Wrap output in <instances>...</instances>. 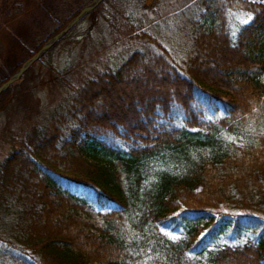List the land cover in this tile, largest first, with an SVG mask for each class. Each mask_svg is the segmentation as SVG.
<instances>
[{
    "label": "trees",
    "instance_id": "trees-1",
    "mask_svg": "<svg viewBox=\"0 0 264 264\" xmlns=\"http://www.w3.org/2000/svg\"><path fill=\"white\" fill-rule=\"evenodd\" d=\"M155 3L10 133L0 264H264V0Z\"/></svg>",
    "mask_w": 264,
    "mask_h": 264
},
{
    "label": "rangeland",
    "instance_id": "rangeland-1",
    "mask_svg": "<svg viewBox=\"0 0 264 264\" xmlns=\"http://www.w3.org/2000/svg\"><path fill=\"white\" fill-rule=\"evenodd\" d=\"M93 0H16L5 15L6 29L0 34V84L9 80L25 62ZM140 1L156 5L154 20H166L179 10L181 0H101L82 15L42 55L33 61L5 91L0 92V161L10 151V133L25 128L23 120L40 119L65 96L68 85H76L85 76L122 56L127 35L116 33L111 21L121 15L137 24L144 13ZM97 10H103L99 15ZM98 14V15H97ZM145 16V15H144ZM150 17V15H147ZM234 19L241 22L238 15ZM113 22V23H114ZM112 23V24H113ZM172 22L166 23L172 25ZM1 85V86H2ZM0 86V87H1ZM5 230L0 224V246Z\"/></svg>",
    "mask_w": 264,
    "mask_h": 264
},
{
    "label": "water",
    "instance_id": "water-1",
    "mask_svg": "<svg viewBox=\"0 0 264 264\" xmlns=\"http://www.w3.org/2000/svg\"><path fill=\"white\" fill-rule=\"evenodd\" d=\"M99 1L101 0H93L91 2L90 5L86 6L85 8L82 9L81 13L76 17L74 18L73 20H71L69 22V24L63 29V31L58 34L56 37L52 38L47 44H45L41 50H39L34 56H32L27 62L24 63V65L17 71L15 72L11 78L5 82L1 87H0V92H2L3 90H5L9 84H11L14 80H16L23 72L24 70L33 62L35 61L38 57L41 56V54L48 48L52 45V43L58 39L60 36L63 35V33H65L75 22L78 21V19L84 15L85 13H87L91 8H93Z\"/></svg>",
    "mask_w": 264,
    "mask_h": 264
},
{
    "label": "flooded vegetation",
    "instance_id": "flooded-vegetation-1",
    "mask_svg": "<svg viewBox=\"0 0 264 264\" xmlns=\"http://www.w3.org/2000/svg\"><path fill=\"white\" fill-rule=\"evenodd\" d=\"M7 81H8V80H7ZM7 81H6V82H7ZM4 83H5V82H4ZM4 83H3V84H4ZM1 85H2V84H0V86H1ZM4 91H5V90H4Z\"/></svg>",
    "mask_w": 264,
    "mask_h": 264
},
{
    "label": "bare ground",
    "instance_id": "bare-ground-1",
    "mask_svg": "<svg viewBox=\"0 0 264 264\" xmlns=\"http://www.w3.org/2000/svg\"><path fill=\"white\" fill-rule=\"evenodd\" d=\"M97 5V4H96ZM42 55V54H41ZM39 58V57H38ZM9 86V85H8Z\"/></svg>",
    "mask_w": 264,
    "mask_h": 264
}]
</instances>
